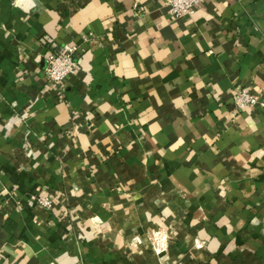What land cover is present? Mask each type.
Returning a JSON list of instances; mask_svg holds the SVG:
<instances>
[{
    "label": "crops",
    "instance_id": "1",
    "mask_svg": "<svg viewBox=\"0 0 264 264\" xmlns=\"http://www.w3.org/2000/svg\"><path fill=\"white\" fill-rule=\"evenodd\" d=\"M168 2L0 0V264H264V0Z\"/></svg>",
    "mask_w": 264,
    "mask_h": 264
},
{
    "label": "built area",
    "instance_id": "2",
    "mask_svg": "<svg viewBox=\"0 0 264 264\" xmlns=\"http://www.w3.org/2000/svg\"><path fill=\"white\" fill-rule=\"evenodd\" d=\"M208 0H169L167 4L168 15L176 20L193 18L197 10ZM78 48L65 45L58 53L47 57L45 75L48 80L49 90L57 98L62 97L65 82L68 78L76 76L79 72L80 62L77 58ZM235 113L242 112L254 106L264 107L258 97L246 89L237 90L234 96ZM33 200L46 208L52 207V202L41 197H33Z\"/></svg>",
    "mask_w": 264,
    "mask_h": 264
}]
</instances>
